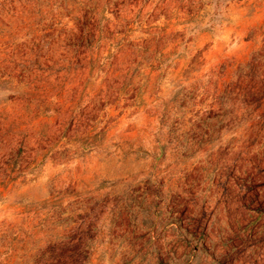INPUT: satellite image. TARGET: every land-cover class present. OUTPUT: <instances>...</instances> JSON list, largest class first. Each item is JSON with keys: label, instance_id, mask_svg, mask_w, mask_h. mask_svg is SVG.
I'll return each instance as SVG.
<instances>
[{"label": "rangeland", "instance_id": "374dc122", "mask_svg": "<svg viewBox=\"0 0 264 264\" xmlns=\"http://www.w3.org/2000/svg\"><path fill=\"white\" fill-rule=\"evenodd\" d=\"M0 264H264V0H0Z\"/></svg>", "mask_w": 264, "mask_h": 264}]
</instances>
